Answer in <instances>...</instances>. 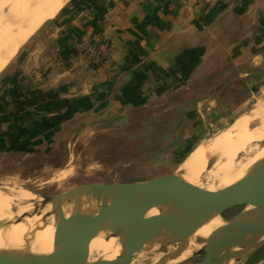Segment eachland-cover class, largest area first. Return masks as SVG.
<instances>
[{"label":"crops","instance_id":"1","mask_svg":"<svg viewBox=\"0 0 264 264\" xmlns=\"http://www.w3.org/2000/svg\"><path fill=\"white\" fill-rule=\"evenodd\" d=\"M48 22V44L23 48L0 76V156L47 155L73 130L209 78L231 111L263 72L264 0H69Z\"/></svg>","mask_w":264,"mask_h":264},{"label":"water","instance_id":"2","mask_svg":"<svg viewBox=\"0 0 264 264\" xmlns=\"http://www.w3.org/2000/svg\"><path fill=\"white\" fill-rule=\"evenodd\" d=\"M79 193L97 196L95 212L81 214L84 234L66 244H55L50 254L0 249V264H132L141 251L159 246L163 264L167 257H178L188 247V240L211 215H224L241 208L236 216L210 236L193 256H203L193 264H229L254 256L264 241L247 253L251 236L264 233V163L241 180L217 191H207L177 175V171L143 182L94 183L76 187L63 194L46 196L45 205L62 208L63 199ZM251 206L250 210L247 207ZM157 209L158 215L148 216ZM77 216V215H76ZM79 215L77 218L79 219ZM117 237L121 254L113 260L90 262V243L101 232ZM172 246L174 250L168 251Z\"/></svg>","mask_w":264,"mask_h":264},{"label":"bare ground","instance_id":"3","mask_svg":"<svg viewBox=\"0 0 264 264\" xmlns=\"http://www.w3.org/2000/svg\"><path fill=\"white\" fill-rule=\"evenodd\" d=\"M66 1L11 0L8 5L0 6V72L42 24L58 14ZM254 109L255 118L242 117L228 132L219 135L220 137L201 142L186 160L185 167L193 164L192 170L179 171L177 175L207 191H217L238 182L248 172L264 163V101L261 100ZM255 120L259 123L251 129L250 124ZM261 143L263 145L259 147L258 144ZM204 173L212 180L206 186L203 184ZM0 192L1 196L9 197L11 201V204L0 202V220L9 219L12 213L18 211L12 227L0 228L2 250L25 251L36 255L50 254L55 244L64 245L74 239V236L84 234L81 214L95 212L98 208V197L92 193H79L69 200L65 198L62 208L59 209L52 204L45 205L46 199L29 200L25 190L8 188ZM251 208L249 206L247 210ZM76 215L80 216L79 219ZM156 215L157 209L148 214ZM220 217L219 214H214L204 220L189 238L186 250L178 257H167L163 264H193L187 262L192 254L200 250L210 236L228 224ZM263 241L264 233L253 234L247 253L254 251ZM167 250L172 251L174 248L170 246ZM122 251L118 238L112 237L110 231L99 233L90 243V253H96L105 260L117 258ZM162 258L163 253L155 245L141 251L137 262L132 264H157ZM92 261L94 260L91 258L90 262Z\"/></svg>","mask_w":264,"mask_h":264},{"label":"rangeland","instance_id":"4","mask_svg":"<svg viewBox=\"0 0 264 264\" xmlns=\"http://www.w3.org/2000/svg\"><path fill=\"white\" fill-rule=\"evenodd\" d=\"M68 1L63 3L60 10ZM10 2L11 0H2L0 6L8 5ZM48 21L44 23L46 26L51 25ZM42 26L24 43L20 50L25 48L24 50L27 51L36 46V43L40 48H43L44 44H48L49 39L44 33L46 27L42 30ZM29 59V62L35 66L34 57L29 55ZM9 64L0 72V76ZM262 71L260 80L254 82L252 93L249 90V93L247 92L245 95L231 98V102L234 100V103L231 104V111L227 109V105L217 102L220 99L210 97L209 101L215 99V105L209 109L204 106L200 107L199 112L196 113L197 116L191 113L188 116L190 121L180 130L177 139L169 136L164 139L166 144L164 141L156 143L159 148L166 146V149L160 154L150 157L144 156L146 155L144 153L136 154L137 147L133 141L135 135L132 136L130 133L129 128L132 125L129 121H140L143 123L141 125L146 126L147 120L154 119L161 110L165 109L160 108L168 104L166 100L125 112L116 119L109 118L107 119L109 122L102 119L100 126L96 124L97 128H93L95 130L91 133L81 130L75 134V130H73V132H69L71 134L67 133L69 136H66V141L61 140L62 138L59 139L55 148L47 155L42 153L29 156H0V191L8 188L18 191L25 190L29 200L38 198L49 200L45 197L63 194L86 184L143 182L175 171H191L194 165L185 167L186 160L201 142L228 132L232 125L242 117H256L254 107L261 100L264 101V63H262ZM233 93H236L234 87ZM151 109H155L154 112H151ZM258 123V120L253 121L250 128L254 129ZM98 126L103 127L102 130L100 129L101 131ZM103 130L105 132H102ZM154 134H158L157 129L154 130ZM258 145L260 147L263 143ZM141 149L144 151L145 147L141 146ZM211 182L209 176L204 173L203 184L207 185ZM0 202L11 204L10 198L1 196V192ZM239 211L241 208L231 210L230 214L226 212L220 218L226 222V219L233 218ZM17 212L12 213L9 219L0 220V228L12 227ZM91 253L93 254H90L92 259L98 258L96 253ZM138 255L139 253L134 256L133 262H137ZM202 258L203 256H193L187 262H199ZM259 260H262L261 264H264V247L250 258H243L229 264H255Z\"/></svg>","mask_w":264,"mask_h":264},{"label":"trees","instance_id":"5","mask_svg":"<svg viewBox=\"0 0 264 264\" xmlns=\"http://www.w3.org/2000/svg\"><path fill=\"white\" fill-rule=\"evenodd\" d=\"M217 82L219 81L213 80V78L197 81L190 89L179 91L168 96L164 99L168 104L165 107H161L160 109L165 108L169 110L166 112H162L165 109L161 110L158 116L145 122L146 126L141 125L143 123L140 121H129L132 125L131 128H129L130 133L132 136L135 135V139H133V141L137 147L136 154L144 153L146 154L144 156L150 157L162 153L166 149V146L159 148L156 143H161L163 141L165 143L166 140L164 139H167L169 136H173V138L177 139L180 130H182L183 127L188 124V116L192 113L195 104L201 100L207 99V97L209 98L212 96L211 94L218 92L219 88H223L224 84L222 83L224 82L220 81L219 83L221 86L216 88L217 85L215 84ZM232 82L233 81H231V94H234ZM154 110L155 109H151L150 111L154 112ZM100 124L101 123L99 122V126ZM102 128L103 127H99L98 129L102 130ZM139 129L142 130L140 131ZM155 129H157L158 133L156 135L154 134ZM102 132H105V130ZM141 146L145 147V149H143L144 151H142Z\"/></svg>","mask_w":264,"mask_h":264},{"label":"flooded vegetation","instance_id":"6","mask_svg":"<svg viewBox=\"0 0 264 264\" xmlns=\"http://www.w3.org/2000/svg\"><path fill=\"white\" fill-rule=\"evenodd\" d=\"M228 213L230 214L231 213V210H229Z\"/></svg>","mask_w":264,"mask_h":264}]
</instances>
